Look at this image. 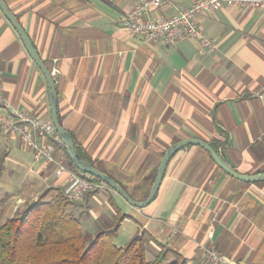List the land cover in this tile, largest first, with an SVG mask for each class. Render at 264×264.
I'll return each mask as SVG.
<instances>
[{
  "label": "crops",
  "instance_id": "crops-1",
  "mask_svg": "<svg viewBox=\"0 0 264 264\" xmlns=\"http://www.w3.org/2000/svg\"><path fill=\"white\" fill-rule=\"evenodd\" d=\"M4 1L55 71L59 120L76 148L134 200L147 198L165 152L188 138L208 142L239 173H264V10L224 6L198 17L215 47L203 54L196 38L162 44L122 27L141 0ZM174 12L152 10L148 18ZM0 80L7 103L0 113L51 121L47 80L1 9ZM0 135L10 140L9 172L23 168L37 194L65 187L66 175L35 164L18 136ZM56 156L69 164L63 148ZM88 194L92 230L124 216L119 230L128 223L129 237L142 235L149 260L167 249L170 261L209 264L207 247L230 263L264 264V181L226 174L198 145L174 154L146 207L107 186Z\"/></svg>",
  "mask_w": 264,
  "mask_h": 264
},
{
  "label": "trees",
  "instance_id": "trees-1",
  "mask_svg": "<svg viewBox=\"0 0 264 264\" xmlns=\"http://www.w3.org/2000/svg\"><path fill=\"white\" fill-rule=\"evenodd\" d=\"M4 158H0V178ZM68 163L74 167L69 157ZM45 196L17 210L0 225V264H190L180 255L167 262V249L149 260L146 241L139 234L133 235L124 246H117L115 240L124 216L115 217L111 226L93 235L86 234L81 219L69 210L74 201L60 189L54 201L45 200ZM110 202L115 206L112 198Z\"/></svg>",
  "mask_w": 264,
  "mask_h": 264
},
{
  "label": "built area",
  "instance_id": "built-area-1",
  "mask_svg": "<svg viewBox=\"0 0 264 264\" xmlns=\"http://www.w3.org/2000/svg\"><path fill=\"white\" fill-rule=\"evenodd\" d=\"M187 6H181V2ZM224 6L254 7L264 10V0H141L126 16L121 18L122 27L134 35L143 36L150 41L173 44L188 37L200 41L203 54L213 51V42L202 34L198 17L215 12ZM176 12L156 18H148L150 11L162 10ZM53 77L55 71H51ZM7 104L3 97V84L0 80V106ZM0 130L5 134L18 136L24 146L32 153L35 164L54 165L55 174L66 175L67 182L62 189L73 201H79L90 192L102 188L103 184L95 181L75 168L66 164L63 158H57L56 145H62L51 121L40 119L24 111L13 110L0 113ZM211 261L222 259L213 251L206 249Z\"/></svg>",
  "mask_w": 264,
  "mask_h": 264
},
{
  "label": "water",
  "instance_id": "water-1",
  "mask_svg": "<svg viewBox=\"0 0 264 264\" xmlns=\"http://www.w3.org/2000/svg\"><path fill=\"white\" fill-rule=\"evenodd\" d=\"M0 9L8 19V21L12 24V26L18 32L25 48L27 49L28 53L37 64L39 69L44 74L47 83H48V90H49V97H50V111H51V121L55 127V130L59 137L62 139L63 144L65 145L66 152L68 157L72 161L74 167L83 172L93 175L94 177L101 180L107 187L114 190L118 193L123 199H125L131 205L143 208L148 206L152 203V201L157 196L160 186L162 184L164 174L166 172L167 165L170 159L174 156L176 152L180 149L184 148L187 145H198L205 149L213 161L228 175L247 182H259L264 181V173H259L256 175H245L239 173L235 169H233L221 156L219 152H217L208 142L197 139V138H188L184 139L180 142L175 143L172 145L164 154L161 163L158 167L156 177L154 179L152 188L150 190L149 195L143 201H136L134 200L130 194L113 178L108 176L106 173L102 172L100 169L92 165L89 161L83 158V156L78 152L75 142L70 135V133L64 128L61 124L58 116V97H57V90H56V83L51 71L48 69L42 58L40 57L39 53L37 52L36 48L34 47L29 35L25 31L24 27L21 25L17 17L13 14L11 9L5 3L4 0H0Z\"/></svg>",
  "mask_w": 264,
  "mask_h": 264
},
{
  "label": "rangeland",
  "instance_id": "rangeland-1",
  "mask_svg": "<svg viewBox=\"0 0 264 264\" xmlns=\"http://www.w3.org/2000/svg\"><path fill=\"white\" fill-rule=\"evenodd\" d=\"M55 132H56V130H55ZM56 135L62 142V139L59 137L57 132H56ZM15 139H17V137H15ZM15 139H14L15 142H13L12 145H14V143L16 144ZM9 141L10 140H8V136L0 135V158L5 154V152H7V150L8 151L10 150L11 145L9 144ZM56 146L63 148L65 150L66 157L68 156L66 153V148H65V145L63 144V142H62V145H56ZM66 159L68 161V157ZM67 165L69 167H71L69 164H67ZM9 167L13 168V164L11 162L5 161V163H3L2 176L0 178V225L3 224L8 218L12 217L17 210H21L23 208H26L29 205H31L32 203H35L37 200L41 199V196L46 195L45 200L54 201L57 198V195L59 194V189H53V188L52 189L51 188L45 189L41 193L37 194V191H38L37 188H35V187L32 188V186L27 185L26 173H25L23 168L16 169V171H14V172H9L8 171ZM71 168H75V167H71ZM81 173H83V172H81ZM83 174L90 176V174H88V173H83ZM104 186H106V185L103 183L102 187H104ZM39 187L41 188V186H39ZM100 190H101V188L97 189L96 192L98 193ZM89 194H91V193H89ZM130 194L132 195L133 193H131V191H130ZM86 196L84 198H86ZM84 198L79 200V201H74L75 205L72 206V208H70L69 210L75 216H77L81 220H83L82 223H83L84 233L93 235L95 233V231L92 230V222L93 221L91 218H88L87 216L84 215L88 210L87 203L84 201ZM121 201H124V200L122 199ZM88 219H90V221H88ZM99 223H101L103 228H107L105 221L99 220ZM103 228L101 227V229H103ZM130 232H131V228L128 227V223L124 224L118 232V236L115 240L116 245L117 246H124L131 238V237H129L131 234ZM206 249H208V248L204 247L202 255H203L204 260L207 261L209 264H235V263L228 262L217 251H214L212 249H208L209 251H213V252L217 253L219 255V257L222 259V261H225V263L211 261L208 258V255L206 254V252H207ZM168 255H169V252H168ZM168 255H167L166 260H167V262H171L168 259Z\"/></svg>",
  "mask_w": 264,
  "mask_h": 264
}]
</instances>
